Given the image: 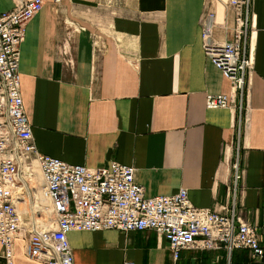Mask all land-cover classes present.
Listing matches in <instances>:
<instances>
[{"label": "crops", "instance_id": "obj_1", "mask_svg": "<svg viewBox=\"0 0 264 264\" xmlns=\"http://www.w3.org/2000/svg\"><path fill=\"white\" fill-rule=\"evenodd\" d=\"M17 1L0 0V11ZM208 11L213 38L228 39L234 9L226 0H44L19 42L24 112L42 153L132 164L145 194L184 187L193 205L233 209L264 230V0L247 3L241 89L203 53ZM206 93L229 103L205 107ZM66 237L72 264H255L242 248H182L173 258L153 229ZM12 264L46 263L27 257L15 237Z\"/></svg>", "mask_w": 264, "mask_h": 264}, {"label": "built area", "instance_id": "obj_2", "mask_svg": "<svg viewBox=\"0 0 264 264\" xmlns=\"http://www.w3.org/2000/svg\"><path fill=\"white\" fill-rule=\"evenodd\" d=\"M44 0H18L0 11V255L2 264H12V240L22 239L29 258L46 264H72L66 237L69 230L153 229L163 235L173 258L182 248L219 249L227 253L245 248L257 264H264V230L241 218L233 209L217 211L193 205L186 189L169 194L144 193L134 178V166L113 159L88 166L42 153L35 147L30 123L19 90V42L24 24ZM55 1V0H52ZM234 9V23L228 39L212 36L213 12L200 19L201 46L205 57L241 89L250 59L245 51L248 0H226ZM224 93H206L205 107H224ZM35 165L40 187L53 213L45 228L23 221L14 204L22 185ZM234 170L233 177H238ZM264 227V206L262 207ZM119 264H132L122 261Z\"/></svg>", "mask_w": 264, "mask_h": 264}, {"label": "bare ground", "instance_id": "obj_3", "mask_svg": "<svg viewBox=\"0 0 264 264\" xmlns=\"http://www.w3.org/2000/svg\"><path fill=\"white\" fill-rule=\"evenodd\" d=\"M29 169L30 170L27 171L28 175H25L23 171L19 174V176L24 178L22 185L16 190L14 204L17 206L18 215L21 220L24 213L29 214L30 212L37 211L34 218L30 216L31 221L41 226V228H45L48 224V218H53V213L50 207L47 206V202L45 201L47 198L42 194V188L40 187V171L35 165ZM38 219L39 222H37Z\"/></svg>", "mask_w": 264, "mask_h": 264}, {"label": "rangeland", "instance_id": "obj_4", "mask_svg": "<svg viewBox=\"0 0 264 264\" xmlns=\"http://www.w3.org/2000/svg\"><path fill=\"white\" fill-rule=\"evenodd\" d=\"M20 90V89H19ZM30 196H32V195H30ZM18 205V204H17ZM21 205H23V204H21ZM37 211H33V212H30L29 214L28 213H24L23 214V216H22V220L23 221H30L31 220V217L32 218H34L35 217V215L37 214L36 213ZM31 216V217H30ZM49 217V216H48ZM37 222H39V219L37 220ZM36 224V223H35ZM12 243H13V240H12ZM168 246V245H167ZM219 249H221V248H219ZM223 249V248H222ZM233 249H236V248H233ZM242 249H244V251H245V256H246V258H248V260L249 261H252V262H255L254 260H253V258L251 257V255H250V253L247 251V249H245V248H242ZM225 250V249H224ZM232 250V249H231ZM12 259V258H11ZM0 260H1V263L0 264H2V257H1V255H0ZM119 264V263H118ZM255 264H257L256 262H255Z\"/></svg>", "mask_w": 264, "mask_h": 264}]
</instances>
